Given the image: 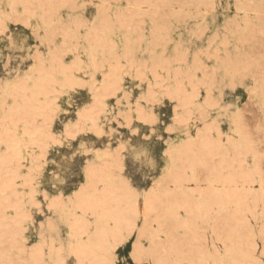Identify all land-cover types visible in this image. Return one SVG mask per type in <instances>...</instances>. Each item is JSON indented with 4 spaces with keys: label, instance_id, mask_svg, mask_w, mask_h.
I'll return each mask as SVG.
<instances>
[{
    "label": "rangeland",
    "instance_id": "rangeland-1",
    "mask_svg": "<svg viewBox=\"0 0 264 264\" xmlns=\"http://www.w3.org/2000/svg\"><path fill=\"white\" fill-rule=\"evenodd\" d=\"M133 236L264 260V0H0V264Z\"/></svg>",
    "mask_w": 264,
    "mask_h": 264
},
{
    "label": "snow or ice",
    "instance_id": "snow-or-ice-1",
    "mask_svg": "<svg viewBox=\"0 0 264 264\" xmlns=\"http://www.w3.org/2000/svg\"><path fill=\"white\" fill-rule=\"evenodd\" d=\"M130 172L135 173L136 168L130 165ZM135 179L138 181L140 177L137 175ZM135 239V236L127 239L125 244L124 240L121 238H116L114 241H111L108 246L107 260L105 264H133L132 258L129 257V251L131 249V242ZM127 248L128 250L121 251V248ZM121 257H124L122 260ZM67 264H78L77 257L72 254H69L67 258ZM261 264H264V260H261Z\"/></svg>",
    "mask_w": 264,
    "mask_h": 264
},
{
    "label": "bare ground",
    "instance_id": "bare-ground-1",
    "mask_svg": "<svg viewBox=\"0 0 264 264\" xmlns=\"http://www.w3.org/2000/svg\"><path fill=\"white\" fill-rule=\"evenodd\" d=\"M202 190H203V189H202ZM90 197H91V196H90ZM77 199H78V198H77ZM86 199H87V198H86ZM78 204H79V203H78ZM82 204H83V203H82ZM138 209H139V208H138ZM142 210H143V209H142ZM123 211H124V210H123ZM131 215H132V213L130 214V216H131ZM124 216H125V214H124ZM132 216H133V218H134V214H133ZM143 217H144V216H143ZM115 219H116V218H115ZM113 221H114V220H113ZM134 223H135V222H134ZM134 223H133V224H134ZM78 224H80V222H78ZM133 224H132V226H134ZM84 225H85V224H84ZM116 226H117V225H116ZM120 228H121V227H120ZM115 229H116V228H115ZM132 231H133V230H132ZM139 233H140V232H139ZM135 235H136V234H135ZM93 240H94V239H93ZM93 240H92V241H93ZM95 241H96V240H95ZM100 242H101V241H100ZM93 243H94V242H93ZM98 244H99V243H98ZM93 246H94V245H93ZM98 250H99V249H98ZM167 252H168V251H167ZM1 255H2V254H1ZM166 258H167V257H166ZM164 259H165V258H164ZM98 260H99V259H98ZM98 260H97V261H98ZM162 260H163V259H162ZM162 260H161V261H162ZM165 260H166V259H165ZM166 261H167V260H166ZM170 262H171V261H170ZM104 263H105V262H104ZM158 263H159V262H158ZM164 263H165V262H164ZM167 263H168V261H167ZM156 264H157V262H156ZM162 264H163V263H162ZM168 264H169V263H168ZM170 264H171V263H170Z\"/></svg>",
    "mask_w": 264,
    "mask_h": 264
}]
</instances>
